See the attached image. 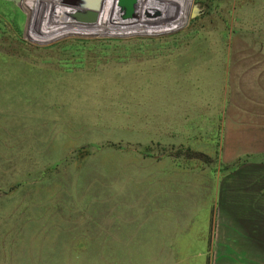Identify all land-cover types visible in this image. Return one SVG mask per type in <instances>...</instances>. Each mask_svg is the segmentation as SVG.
Listing matches in <instances>:
<instances>
[{
    "label": "rangeland",
    "instance_id": "1",
    "mask_svg": "<svg viewBox=\"0 0 264 264\" xmlns=\"http://www.w3.org/2000/svg\"><path fill=\"white\" fill-rule=\"evenodd\" d=\"M83 7L0 0V264H264V0Z\"/></svg>",
    "mask_w": 264,
    "mask_h": 264
},
{
    "label": "crops",
    "instance_id": "2",
    "mask_svg": "<svg viewBox=\"0 0 264 264\" xmlns=\"http://www.w3.org/2000/svg\"><path fill=\"white\" fill-rule=\"evenodd\" d=\"M188 243H191V246L193 245L195 247L197 242L192 239L179 241V242H171V240H168L167 242H164L162 245L171 247V246H180L182 244L183 246L187 247ZM136 245H139V244H136ZM196 248L197 249L191 252L190 254H183V253L156 254L155 253V254H152L151 256L149 255L139 256L135 258V260L131 258L128 260V262L131 264H207L206 250L205 249L201 250L200 247H196ZM209 264H220V263L209 262Z\"/></svg>",
    "mask_w": 264,
    "mask_h": 264
},
{
    "label": "built area",
    "instance_id": "3",
    "mask_svg": "<svg viewBox=\"0 0 264 264\" xmlns=\"http://www.w3.org/2000/svg\"><path fill=\"white\" fill-rule=\"evenodd\" d=\"M22 5H24L27 9L29 8L32 12H34V10L36 9V7L38 5H47V6H50V7H64V6H76V5H80L82 6V4L80 3V0H22L21 1ZM87 8H84L82 9V11H86ZM44 15L46 17H59L61 20V14L60 12L58 11L57 12V9H54V8H49V10L47 12H44ZM59 19V20H60ZM55 21H58V20H55ZM62 23V26L65 22H61ZM55 29H50V27H48V29H50V37H53L55 35H58L60 34V36L64 33V31H61V30H64L63 28H59V27H53ZM82 28V27H80ZM59 30V31H58ZM48 31V30H47ZM60 32V33H58ZM47 32H45L43 35H45ZM45 38L43 40H45L48 36H44ZM59 37V36H57ZM56 38V37H54Z\"/></svg>",
    "mask_w": 264,
    "mask_h": 264
},
{
    "label": "water",
    "instance_id": "4",
    "mask_svg": "<svg viewBox=\"0 0 264 264\" xmlns=\"http://www.w3.org/2000/svg\"><path fill=\"white\" fill-rule=\"evenodd\" d=\"M20 4L22 0H7ZM103 0H80V3L87 8L84 15H81L82 20H93L98 14V9L101 7ZM122 15L128 16L132 13L133 0H121Z\"/></svg>",
    "mask_w": 264,
    "mask_h": 264
},
{
    "label": "bare ground",
    "instance_id": "5",
    "mask_svg": "<svg viewBox=\"0 0 264 264\" xmlns=\"http://www.w3.org/2000/svg\"><path fill=\"white\" fill-rule=\"evenodd\" d=\"M105 0H103L102 2H104ZM66 7V6H65ZM61 8H64V7H61ZM101 8V7H100ZM99 8V9H100ZM99 9H98V11H99ZM101 13H102V17L103 18H106V16L107 15H110V9H109V11H106V10H104L103 11V9L101 10ZM98 15V14H97ZM141 15V14H140ZM99 16V15H98ZM98 18V17H97ZM103 18H101V20L103 19ZM62 21H64V20H62ZM67 21V20H66ZM103 21V20H102ZM101 22V21H100ZM68 23V22H67ZM73 23V22H72ZM136 24V23H135ZM96 25V24H95ZM134 26V25H133ZM152 26V25H151ZM98 27H100V29H102L103 28V25H102V23H99V26ZM128 27V26H127ZM89 29H91V28H89ZM93 30V29H92Z\"/></svg>",
    "mask_w": 264,
    "mask_h": 264
},
{
    "label": "trees",
    "instance_id": "6",
    "mask_svg": "<svg viewBox=\"0 0 264 264\" xmlns=\"http://www.w3.org/2000/svg\"><path fill=\"white\" fill-rule=\"evenodd\" d=\"M194 154H195V152H194ZM195 155H199V157H201V155H204L203 157L205 158V159H210V157L208 156V155H206V154H203L202 152H196V154Z\"/></svg>",
    "mask_w": 264,
    "mask_h": 264
}]
</instances>
